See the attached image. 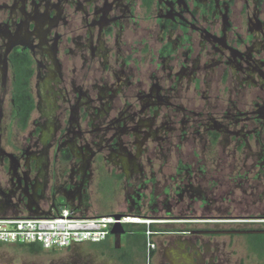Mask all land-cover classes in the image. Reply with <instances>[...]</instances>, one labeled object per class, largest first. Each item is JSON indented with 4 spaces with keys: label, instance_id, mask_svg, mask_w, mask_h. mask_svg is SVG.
<instances>
[{
    "label": "flooded vegetation",
    "instance_id": "flooded-vegetation-1",
    "mask_svg": "<svg viewBox=\"0 0 264 264\" xmlns=\"http://www.w3.org/2000/svg\"><path fill=\"white\" fill-rule=\"evenodd\" d=\"M252 171L264 0H0V216L82 212L110 184L129 215L195 224ZM171 241L163 261L192 260Z\"/></svg>",
    "mask_w": 264,
    "mask_h": 264
},
{
    "label": "rangeland",
    "instance_id": "rangeland-1",
    "mask_svg": "<svg viewBox=\"0 0 264 264\" xmlns=\"http://www.w3.org/2000/svg\"><path fill=\"white\" fill-rule=\"evenodd\" d=\"M226 173L232 179L238 174L236 171L229 170ZM253 175H256L255 171L249 172L246 187H235L234 184L216 187L215 194H218L214 197V201L210 204L196 205L197 207L199 205V207H209L210 210L198 209L200 220L190 221L197 223L159 224L156 227V230L161 232L159 235L174 237V240L179 239L176 244L182 247L183 241L180 242L182 239L179 237L181 231H187L189 237L187 239L199 248L198 253L196 252L197 254L192 258V263L199 262L197 258H200L205 264L208 261H213V264H264V256L259 257L258 255L261 254L257 253L263 248L264 236L241 232L244 230L264 231V181L261 183L251 181ZM195 190L206 194L207 198L211 197V192L206 185L198 186ZM222 191L228 196L224 202H221L218 197ZM122 199L120 192L114 190L110 184H105L100 190V195L96 199L93 198L87 205H82V212L77 214L81 216L126 215L128 214L125 210L127 205ZM48 206H45L46 210ZM201 216H216V219H202ZM219 216L226 218H217ZM174 221L189 222V220ZM196 228L218 232L240 231L241 233L203 234L192 231ZM140 234L137 232L134 236L123 235L120 248H115L113 238L109 236L105 242H83L65 249L44 250L37 254L28 252L21 245L0 244V264H146L145 241ZM193 235H195L194 238H192ZM159 237L158 239H161ZM190 248L192 249L191 246L186 248V253H191Z\"/></svg>",
    "mask_w": 264,
    "mask_h": 264
},
{
    "label": "built area",
    "instance_id": "built-area-1",
    "mask_svg": "<svg viewBox=\"0 0 264 264\" xmlns=\"http://www.w3.org/2000/svg\"><path fill=\"white\" fill-rule=\"evenodd\" d=\"M121 215V214H120ZM119 223L124 225H144L146 264L156 250L153 237L161 234L151 230L150 225H159L163 221L152 220L135 215L81 216L69 208L58 212L26 217L0 216V244L22 245L39 244L43 250L65 249L83 242L100 243L110 236L111 227Z\"/></svg>",
    "mask_w": 264,
    "mask_h": 264
},
{
    "label": "crops",
    "instance_id": "crops-1",
    "mask_svg": "<svg viewBox=\"0 0 264 264\" xmlns=\"http://www.w3.org/2000/svg\"><path fill=\"white\" fill-rule=\"evenodd\" d=\"M155 227H157V225H155ZM135 228H137V227H135ZM158 236H160L159 238H161V239H158ZM179 238H181L182 240H184L185 238L186 239L189 238L188 237V232L187 231H181V234H180ZM153 239H154V242L156 243L157 247H156V250L153 251V254L155 256H154L153 263L151 262L152 264H182V262H180V261H179V263H176L175 261H172L170 259H167L166 261H163L164 257L162 255H163V253L171 251V247L173 246L171 240L174 239V237H168L166 235H163V236L156 235V236L153 237ZM189 246L192 247V249L190 248V250H189L191 253H194V254L198 253V251H199L198 246H194L190 242L189 243H184L183 249H185V252H186V248L189 247ZM120 247H122L121 244H120ZM185 264H194V263H192V260L189 259L187 262H185Z\"/></svg>",
    "mask_w": 264,
    "mask_h": 264
},
{
    "label": "trees",
    "instance_id": "trees-1",
    "mask_svg": "<svg viewBox=\"0 0 264 264\" xmlns=\"http://www.w3.org/2000/svg\"><path fill=\"white\" fill-rule=\"evenodd\" d=\"M19 73V72H18ZM17 80L19 81V78L20 76L17 75ZM27 78V77H25ZM32 109V103L31 102H28L27 103V110L28 112H30ZM137 227V228H135ZM123 228L125 229V234H128V235H135L137 232L138 233H141L140 235L142 236L143 238V241H145V236H144V232L146 230V227L144 225H124ZM149 228L151 230H155L156 231V227L155 225H150ZM253 235V234H251ZM258 235H261V236H264V234H257ZM102 242H105L102 241ZM101 243V242H100ZM21 246H23L26 250H28V252L30 253H42L44 250L42 249V247L39 245V244H35V243H31V244H22ZM262 249H260V251H257V253H260L261 255H258L259 257H263L264 256V243H262ZM109 250L111 249V245L108 247ZM256 249V248H255ZM258 250V249H256ZM255 253V252H254ZM153 254V253H152Z\"/></svg>",
    "mask_w": 264,
    "mask_h": 264
},
{
    "label": "water",
    "instance_id": "water-1",
    "mask_svg": "<svg viewBox=\"0 0 264 264\" xmlns=\"http://www.w3.org/2000/svg\"><path fill=\"white\" fill-rule=\"evenodd\" d=\"M116 219H119L121 217L120 214H115L113 215ZM242 233L245 234H264V231H254V230H244L241 231ZM240 231L238 232H227V231H212V232H203V234H220V233H241ZM202 233V232H198ZM125 235V229L123 226L119 223L114 224L111 229H110V236L113 238L115 248H120V242H121V237Z\"/></svg>",
    "mask_w": 264,
    "mask_h": 264
}]
</instances>
